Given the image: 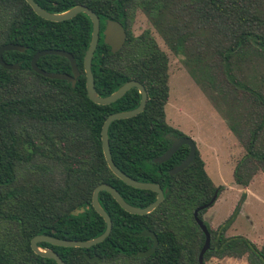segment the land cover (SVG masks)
Segmentation results:
<instances>
[{"label": "trees", "instance_id": "16d2710c", "mask_svg": "<svg viewBox=\"0 0 264 264\" xmlns=\"http://www.w3.org/2000/svg\"><path fill=\"white\" fill-rule=\"evenodd\" d=\"M34 2L51 13L86 6L102 25L112 20L123 26L126 39L115 53L100 36L91 62L94 87L100 96H107L133 80L144 86L147 100L140 114L111 123L109 149L122 173L158 184L164 194L151 213L139 216L125 212L110 194L100 192L99 204L112 222L103 242L90 248L39 246L52 249L65 264H199L205 236L193 212L208 204L215 190L219 196L224 186H214L197 150L185 169L169 174L187 158L188 146H181L163 163H153L171 146L167 135H184L165 119L167 55L148 30L133 36L131 27L141 12L219 110L243 149L232 171L233 181L246 188L256 174H264V0ZM90 34L91 22L84 14L51 22L37 16L25 0H0V46L25 48L2 54L3 61L17 64L18 70L0 66V264H55L31 250L36 235L79 241L99 236L105 223L92 208L91 198L100 184L112 186L138 208L157 197L152 191L127 186L106 164L102 125L110 114L134 109L140 95L131 89L104 106L87 98L83 57ZM47 49L66 51L75 59L79 76L74 87L31 69L32 56ZM37 67L71 74L69 61L61 56H43ZM207 209L198 212L199 219ZM231 221L229 216L216 228L204 222L210 234L204 264L213 258L264 264V242L257 247L243 236H225ZM142 231L153 232L158 245L153 254L139 258L136 253L153 243L137 235Z\"/></svg>", "mask_w": 264, "mask_h": 264}, {"label": "rangeland", "instance_id": "374dc122", "mask_svg": "<svg viewBox=\"0 0 264 264\" xmlns=\"http://www.w3.org/2000/svg\"><path fill=\"white\" fill-rule=\"evenodd\" d=\"M144 30L151 33L168 58L167 124L183 137L194 141L214 186L224 185L214 205L203 214L204 222L216 228L231 216L232 221L225 236L240 235L260 247L264 242V174H256L247 188L234 183L232 171L243 155L238 139L229 130L216 106L190 77L181 59L164 45L145 16L138 11L131 33L138 36ZM205 264L247 263L244 258H213Z\"/></svg>", "mask_w": 264, "mask_h": 264}, {"label": "water", "instance_id": "95a60500", "mask_svg": "<svg viewBox=\"0 0 264 264\" xmlns=\"http://www.w3.org/2000/svg\"><path fill=\"white\" fill-rule=\"evenodd\" d=\"M25 2L30 6L32 11L37 16L47 21H51V22L65 21L72 19L78 14H84L89 18L91 22L90 41L83 57V70L85 73V90H86L87 98L97 105L104 106L116 102L117 100L122 98L126 92H128L131 89H136L140 95L139 104L134 109L110 114L102 125L101 146L106 164L110 169V171L127 186H130L134 189L152 191L157 195L154 202H152L150 205L144 208H138L125 202L124 199L118 193V191L114 189L112 186H109L107 184L98 185L93 191L91 198V206L94 209V211L103 219L105 223V229L99 236L93 239L79 241V240L59 239L51 235L40 234L34 236L30 241V248L36 255L42 258L52 260L55 262V264H65L56 252H54L50 248H43L39 246V243H46L52 246L63 247V248H90L92 246H95L103 242L111 232L112 222L108 214L99 204L98 196L100 192H107L108 194H110V196L125 212L131 215H139V216H143L151 213L162 202L164 194L161 187L158 184L152 182H143V181L134 180L129 176L125 175L124 173H122L113 163L109 149L108 128L111 125V123H113L116 120L129 119L140 114L144 110L147 100V94L144 86L139 82L133 80L122 84L117 90H115L113 93L107 96H100L97 93L94 87V79L91 72V62L99 39L100 27H99L98 16L92 10L82 5L71 7L70 9L61 13H51L38 6V4L34 2V0H25ZM102 35H103L104 44L110 47L112 53L117 52L123 46L126 39V32L123 26L119 22L112 20L106 21ZM24 50H25L24 47L17 44H5L0 46V66H2V68L6 70H18L19 66L17 64H7L6 62H4L2 59V54L8 51L23 52ZM51 55L61 56L66 58L70 63L71 74H58L53 72H47L37 67V61L39 58L43 56H51ZM30 67L35 73L45 78H49L53 80H64L66 82L71 83L72 87L75 86L76 79L79 76V71L75 59L72 57L70 53L63 50L47 49L36 52L31 58ZM167 138L171 140L172 142L171 146L161 156L155 158L153 160V163H163L169 160L172 157V155L181 146H188L189 148V154L187 158L180 165L172 168L169 171L170 175H175L180 171H182L183 169H185L193 161L195 156L196 146L194 141L189 137H175V136L167 135ZM217 193L218 190H215L209 203L204 206L198 207L193 212V218L205 236L203 247L198 256L199 264H204L203 255L209 249L210 234L203 220L198 218V212L210 208V206H212L217 199ZM82 211L83 209L76 210L72 212V214L77 215L79 212ZM137 235H140L142 237H149L153 243L148 250L136 253V257L142 258L153 254L158 245V240L155 234L150 231H142ZM86 259L89 260L90 262H94L96 260V257L93 258L86 257Z\"/></svg>", "mask_w": 264, "mask_h": 264}, {"label": "flooded vegetation", "instance_id": "af4514ba", "mask_svg": "<svg viewBox=\"0 0 264 264\" xmlns=\"http://www.w3.org/2000/svg\"><path fill=\"white\" fill-rule=\"evenodd\" d=\"M99 19V18H98ZM103 24V22L102 21H100V19H99V27H100V32H99V39H98V42H99V40H100V36H102V40H103V30H104V28H105V24H106V22H105V24L104 25H102ZM196 150L198 151V149L196 148ZM199 152V151H198ZM221 186H224V185H221ZM247 188V187H246ZM217 198H218V196H217ZM217 200V199H216ZM216 202V201H215ZM214 205V204H213ZM212 205V206H213ZM208 210V209H207ZM201 220H203V216H202V219ZM203 222H204V220H203Z\"/></svg>", "mask_w": 264, "mask_h": 264}, {"label": "crops", "instance_id": "0c3cea01", "mask_svg": "<svg viewBox=\"0 0 264 264\" xmlns=\"http://www.w3.org/2000/svg\"><path fill=\"white\" fill-rule=\"evenodd\" d=\"M205 164V163H204Z\"/></svg>", "mask_w": 264, "mask_h": 264}]
</instances>
